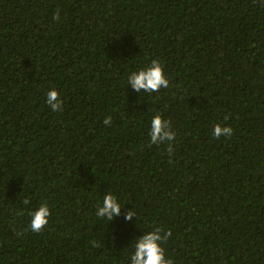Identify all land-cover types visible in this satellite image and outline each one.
<instances>
[{
	"label": "trees",
	"instance_id": "trees-1",
	"mask_svg": "<svg viewBox=\"0 0 264 264\" xmlns=\"http://www.w3.org/2000/svg\"><path fill=\"white\" fill-rule=\"evenodd\" d=\"M156 226L173 264H264V0H0V264H131Z\"/></svg>",
	"mask_w": 264,
	"mask_h": 264
},
{
	"label": "clouds",
	"instance_id": "clouds-1",
	"mask_svg": "<svg viewBox=\"0 0 264 264\" xmlns=\"http://www.w3.org/2000/svg\"><path fill=\"white\" fill-rule=\"evenodd\" d=\"M59 10L55 13L53 19L59 20ZM128 85H132L138 93H155L161 88L169 87V79L164 73V67L159 60L153 59L148 66L141 68L138 71L132 72L128 78ZM46 103L53 111L62 109L64 101L60 98L57 90L53 89L47 93ZM228 119V117H225ZM112 117L108 116L104 123L110 125ZM233 129L231 126H222L216 124L212 135L215 138L221 136H231ZM176 133L172 131L170 121L162 118L160 114H156L151 120L150 137L152 144H159L166 141H173ZM169 154L173 152L169 145ZM27 203V201H25ZM121 204L118 199L111 193L103 198V203L98 207L96 212L97 217L105 218L112 221L113 217L121 213ZM51 210L47 203H43L38 209L31 213V230L33 232H41L49 223ZM133 216H137L136 212L129 211L125 217L126 220H131ZM138 218V217H137ZM171 235L170 231H164L160 226L154 227L151 231L140 236L134 245V252L131 255V264H173V260L166 258L163 242ZM95 246V242H93Z\"/></svg>",
	"mask_w": 264,
	"mask_h": 264
}]
</instances>
